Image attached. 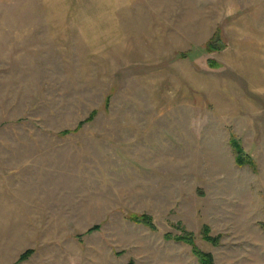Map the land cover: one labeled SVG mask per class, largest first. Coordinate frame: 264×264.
Returning a JSON list of instances; mask_svg holds the SVG:
<instances>
[{
  "label": "rangeland",
  "instance_id": "rangeland-1",
  "mask_svg": "<svg viewBox=\"0 0 264 264\" xmlns=\"http://www.w3.org/2000/svg\"><path fill=\"white\" fill-rule=\"evenodd\" d=\"M263 224L264 0H0V264H264Z\"/></svg>",
  "mask_w": 264,
  "mask_h": 264
},
{
  "label": "trees",
  "instance_id": "trees-1",
  "mask_svg": "<svg viewBox=\"0 0 264 264\" xmlns=\"http://www.w3.org/2000/svg\"><path fill=\"white\" fill-rule=\"evenodd\" d=\"M220 37H216L215 39H212L211 41L208 42L207 44V50L208 51H213L215 49L218 48L219 44H220ZM232 145L234 146V149L236 151V161L240 166H244L246 164H252L253 161L251 160V158L245 154L240 142L234 137L232 139ZM133 220H135L136 222H141L144 223L152 228H154V224L152 222V220L147 217V216H135L132 217ZM264 225V224H263ZM96 228V227H95ZM204 237L208 240L213 242L214 244L218 243V237H211L209 236V230L206 229V231H204ZM187 234V233H186ZM168 237H171L170 235ZM175 239H177L178 241H184L186 243L192 244L193 245V252L195 255H197V257L199 258L201 264H214L213 262V256L210 253H206L201 251L194 243V239L193 236L191 234L188 235H182V236H178ZM33 253V250H27L24 254L21 255L19 262H23L25 261L27 258H29V256Z\"/></svg>",
  "mask_w": 264,
  "mask_h": 264
}]
</instances>
